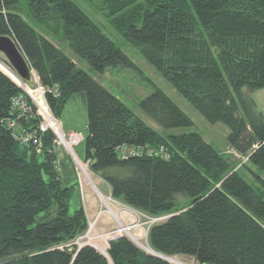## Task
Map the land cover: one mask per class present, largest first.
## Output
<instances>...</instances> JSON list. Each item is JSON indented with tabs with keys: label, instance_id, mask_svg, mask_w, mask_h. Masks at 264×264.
Masks as SVG:
<instances>
[{
	"label": "trees",
	"instance_id": "obj_1",
	"mask_svg": "<svg viewBox=\"0 0 264 264\" xmlns=\"http://www.w3.org/2000/svg\"><path fill=\"white\" fill-rule=\"evenodd\" d=\"M18 1L0 0V35L15 39L32 77L35 73L40 85L52 90L46 98L57 118L77 95L84 98L89 120L85 162L109 185L110 196L145 217H168L148 231L151 249L198 264H264V195L199 133L164 136L192 127L193 121L159 87L153 84L139 107L162 132L27 24L14 12ZM26 2L56 42L67 44L95 72L121 67L143 76L73 0ZM106 2L124 39L207 122L225 125L228 146L264 172V112L250 96L264 89V0ZM0 68L6 71L0 69V264H169L126 236L110 243L108 256L74 245L89 231L85 208L76 204L77 182L66 187L53 166L52 133L44 135L39 155L8 129L11 99L23 90L1 58ZM21 123L34 129L38 122L32 117ZM119 147L159 148L168 159L121 158ZM258 179L264 194V180ZM179 196L189 204L184 213L176 203Z\"/></svg>",
	"mask_w": 264,
	"mask_h": 264
},
{
	"label": "rangeland",
	"instance_id": "obj_2",
	"mask_svg": "<svg viewBox=\"0 0 264 264\" xmlns=\"http://www.w3.org/2000/svg\"><path fill=\"white\" fill-rule=\"evenodd\" d=\"M73 1L80 7L81 10L85 11L92 21H95L98 24L104 34H106L122 49L123 52H125L132 62L135 63L138 69L141 70L143 76L130 68L126 69L121 67H118V69H109L105 74H100L97 71L95 72L85 60H82L74 52H72L67 44L56 42V38L54 35L50 34L51 30L48 26L38 23L31 16L29 13L28 2H26V0H19V4L14 9V12L19 13L25 22L30 24L35 30L48 38H53L55 44H58L63 49L64 53L68 55L72 61H74L76 66L84 72L86 71L89 73L90 76L97 79L107 90L113 93L116 97L120 98L127 107L131 108L134 113L139 118L143 119L151 128H155L159 132H162L156 123L147 117L141 107H139L141 101L149 97L152 93L153 84L159 87L193 121L192 127L170 130L165 133L164 136L199 133L208 144H211L212 147L218 151L220 155L229 159L232 168L235 169V171H238L243 179H246L259 194L264 195L260 187L261 183L258 179L261 178L264 180V172H261L256 167H252L248 162V157L239 155L235 150L228 146L229 129L225 125L220 122L217 124L207 122L204 117L200 115L198 111H196L195 108L177 92L175 87L172 86V84L169 83L163 76H161L151 63L145 60L142 53L124 39L122 34L114 28L113 21H115V17L117 16H112L111 9H109L106 0ZM142 5L146 6L147 3L143 1ZM0 58L6 60L2 54H0ZM34 77L36 78V76ZM13 79L19 83L21 82V79H17L16 77H13ZM34 83L35 81H32L31 85ZM250 96L256 102L258 110L260 112H264V89L250 94ZM60 121L64 132H79L82 133L85 138L81 145L73 149V154H75L81 164H83L87 169L91 182H89L87 178L82 175L74 160L61 147H58L55 153L53 152V154L50 155L55 156L54 162H56V160H59L60 162L61 167L56 170L61 179L64 181L65 186L68 187V185L75 184V182H77V186L75 185V187H78L76 204L79 207L81 206L82 208H85L87 219L89 221V227L95 222L93 234L98 236L103 233H111L120 230L121 224H124V227H127V225L135 226L133 227V230H128L127 234L131 235L133 239H140L143 243L149 245L148 231L151 226L166 221L168 217L151 219L131 208L134 211L132 213V221L125 223V221L123 222V220H121L120 214L127 210V208L116 200H109L110 196L107 195L106 187L102 184L106 182L92 172L90 169V163L85 162V152L87 146L86 139L89 135V120L87 104L81 95H77L74 100L66 105ZM156 149L159 150V148ZM165 150H167V148ZM96 191L98 194H101L99 197ZM91 196L97 200V204L95 205L96 210L92 208V204L90 203L92 198ZM102 198L106 200V204L104 200L102 201ZM176 203L180 207V213H184L188 209L189 204L183 196H179ZM110 216L115 218V221H112L108 226L101 228V222L103 220L102 217ZM156 220L158 221L155 223ZM120 235L125 236V233H120ZM100 244L105 247L104 242H100ZM142 250L144 249L142 248ZM176 259L184 264H198L195 259H190L185 256L176 257Z\"/></svg>",
	"mask_w": 264,
	"mask_h": 264
},
{
	"label": "built area",
	"instance_id": "obj_3",
	"mask_svg": "<svg viewBox=\"0 0 264 264\" xmlns=\"http://www.w3.org/2000/svg\"><path fill=\"white\" fill-rule=\"evenodd\" d=\"M21 82L16 83L21 90H23V92L11 99L12 117L6 122L8 129L13 131L21 144L34 147L39 155L43 154L45 150V144H43L44 135L52 133L55 137V151L58 147H61L70 155L75 164L79 167V163L81 162L75 154H73V149L83 143L85 139L84 135L79 132H64L60 119L57 118L55 113L51 110L49 102L46 98L47 94L52 92V90H48L40 85L38 78H36L35 83L32 86H29L23 80H21ZM56 93H58L57 90L55 91V94ZM32 117H35L38 123L36 128L28 129L26 125L21 123V118L26 121L32 119ZM50 152L53 153L52 151ZM119 152L121 158L133 156L143 157L144 155H147L150 158H155L156 156L163 158L164 160L168 159V153L162 149L147 150L145 148L135 149L133 147H122ZM53 166L56 167L55 169H59L61 167L59 160H56V162L53 163ZM98 196H100V194H98ZM103 200L104 199L102 198V201ZM109 200L113 201L114 199L110 196ZM157 221L158 220H156L155 223ZM94 226L95 222L90 225L88 229L89 231L85 235L75 241L74 245L78 249H81L83 246L94 247L102 255L108 256L107 250L110 243L121 237L120 231L117 230L111 233H103L102 235L95 236L93 234ZM127 227L130 228L131 231L135 226ZM98 241L104 242L105 247H103ZM70 247L71 246H68L67 248L70 249Z\"/></svg>",
	"mask_w": 264,
	"mask_h": 264
},
{
	"label": "water",
	"instance_id": "obj_4",
	"mask_svg": "<svg viewBox=\"0 0 264 264\" xmlns=\"http://www.w3.org/2000/svg\"><path fill=\"white\" fill-rule=\"evenodd\" d=\"M0 54L6 58V62L9 63L11 68L16 72L15 76L17 79L23 80L25 83H29L32 79V70L29 67L26 57H24L20 46L17 45L14 38L8 35H0ZM2 70V69H1ZM3 71V70H2ZM4 72V71H3ZM5 73V72H4ZM176 216L175 214L170 215V217ZM127 230H130L128 227H124L121 224L120 233H125V236L130 239L133 243L137 244L136 240L132 238L131 235L127 234ZM121 236V237H125ZM138 247H140L137 244ZM94 248V247H93ZM141 248V247H140ZM142 249V248H141ZM153 255L154 257L164 260L167 263L171 264H183L174 260H171L170 257L165 256L161 253H157L156 251L147 252ZM106 256V255H105Z\"/></svg>",
	"mask_w": 264,
	"mask_h": 264
},
{
	"label": "crops",
	"instance_id": "obj_5",
	"mask_svg": "<svg viewBox=\"0 0 264 264\" xmlns=\"http://www.w3.org/2000/svg\"><path fill=\"white\" fill-rule=\"evenodd\" d=\"M48 38V37H47ZM49 40H51L52 42H54L55 43V41L53 40V38H48ZM34 76H36L35 74H33V77ZM32 77V79H33V82L36 80V78L34 77L33 78ZM69 132H73V131H69ZM76 133V132H75ZM103 185H105V187H106V192H107V195H111V190H110V187H109V185H107L106 183H102ZM97 193V192H96ZM100 193V192H99ZM101 195V194H100ZM92 198H91V204H92V208L94 209V210H96V204H97V200L93 197V196H91ZM99 197V196H98ZM99 199V198H98ZM125 206V205H124ZM123 206V207H124ZM126 208H127V210H125L122 214H120V218H121V220H123V222L125 221V223H129V221H132V213L134 212L130 207H127V206H125ZM92 209V210H93ZM92 212H94V211H92ZM96 213V212H95ZM94 213V214H95ZM93 214V215H94ZM102 222H101V228H103V227H105V226H108L112 221H115V218H112L111 216L110 217H102ZM118 224V223H117ZM123 226H124V224H123ZM128 226V225H127Z\"/></svg>",
	"mask_w": 264,
	"mask_h": 264
},
{
	"label": "bare ground",
	"instance_id": "obj_6",
	"mask_svg": "<svg viewBox=\"0 0 264 264\" xmlns=\"http://www.w3.org/2000/svg\"><path fill=\"white\" fill-rule=\"evenodd\" d=\"M2 67V66H1ZM1 69V68H0ZM3 70V69H2ZM4 72H6L5 70H3ZM11 77V76H10ZM12 79H13V76L11 77ZM15 78V77H14ZM46 137V136H45ZM161 147V146H160ZM119 148H121V147H119ZM80 165H79V167H80V170H81V173H82V175L84 176V177H86L87 178V180L89 181V182H91L90 181V175H88V173H87V169L84 167V165L83 164H81V163H79ZM95 189H96V187H95ZM105 202H106V200H105ZM107 203V202H106ZM108 206V205H107ZM126 232H128V230L126 231ZM127 238V237H126ZM136 239V242H138V244H139V246L141 247V248H143L146 252H153L154 250L153 249H151V247L149 246V245H147V244H145V243H143L140 239H137V238H135ZM170 259L171 260H174V261H177V262H180L178 259H175V258H173V257H170ZM180 263H183V262H180ZM184 264V263H183Z\"/></svg>",
	"mask_w": 264,
	"mask_h": 264
}]
</instances>
